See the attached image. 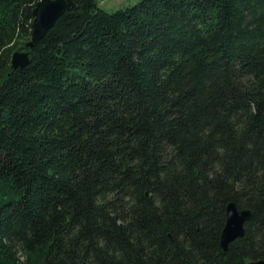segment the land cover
<instances>
[{"label": "trees", "instance_id": "obj_1", "mask_svg": "<svg viewBox=\"0 0 264 264\" xmlns=\"http://www.w3.org/2000/svg\"><path fill=\"white\" fill-rule=\"evenodd\" d=\"M39 1L0 0V264L264 258V0H71L27 48Z\"/></svg>", "mask_w": 264, "mask_h": 264}, {"label": "water", "instance_id": "obj_2", "mask_svg": "<svg viewBox=\"0 0 264 264\" xmlns=\"http://www.w3.org/2000/svg\"><path fill=\"white\" fill-rule=\"evenodd\" d=\"M72 6L71 0H40L33 7L34 20L31 29L30 40L24 45L32 48L54 24L56 18L61 16L66 9ZM11 66L13 69L25 67L29 61L27 50H16L11 55ZM225 223L220 233V246L225 251L229 243L244 234V223L250 219L251 209H240L234 202L226 205ZM247 264H264V258L250 260Z\"/></svg>", "mask_w": 264, "mask_h": 264}, {"label": "rangeland", "instance_id": "obj_3", "mask_svg": "<svg viewBox=\"0 0 264 264\" xmlns=\"http://www.w3.org/2000/svg\"><path fill=\"white\" fill-rule=\"evenodd\" d=\"M101 8L107 12H113L119 8L127 7L139 0H96ZM22 258V257H21ZM20 258V259H21Z\"/></svg>", "mask_w": 264, "mask_h": 264}]
</instances>
